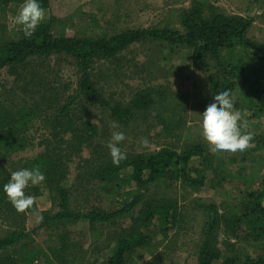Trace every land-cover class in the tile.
Wrapping results in <instances>:
<instances>
[{
	"label": "trees",
	"instance_id": "obj_1",
	"mask_svg": "<svg viewBox=\"0 0 264 264\" xmlns=\"http://www.w3.org/2000/svg\"><path fill=\"white\" fill-rule=\"evenodd\" d=\"M23 3L24 0H0V20H6L9 12L17 15ZM38 3L44 10L50 7V0H38ZM177 19L181 29L165 25L128 29L110 36H88L69 35L71 24L52 17L44 19L31 38L24 37L21 27L14 23L11 38L0 41V71L19 77L31 62L57 57L72 59L79 73L76 88L67 96L48 93L40 82L39 99L26 108L15 110L0 96V219L7 223L0 235V264H34L41 255L45 264H139L135 254L153 242L148 229L156 224L168 236L179 217L178 204L172 197L149 194V187L163 178L168 180L169 187L178 184L184 188L201 186L208 178L219 188L238 181L224 205L199 204L205 223L203 238L192 252L195 264H264V127L258 130L248 127L253 146L241 153H230L229 159L251 166L240 165L238 171L230 173L220 161L221 152L213 154L208 144L195 139L192 126L186 125L184 99L169 104L173 97L179 96L175 92L158 85L138 91L129 101L112 104L94 76L96 63L115 59L140 42L155 41L189 49L193 62L207 74L204 110L214 102V95L229 90L236 98L235 108L250 124L262 120L264 48L248 36L253 18L228 15L208 0H192L191 6ZM88 106L104 108L123 127L137 122L140 116L152 114L165 135L177 138L180 133L176 132L183 130L184 145L164 143L148 154L127 155L126 160L115 166L107 147L101 144L98 125L84 120ZM35 122L50 127L37 143L43 150L33 157L17 158L20 151L34 145L31 130ZM105 130L102 129V136L107 134ZM86 148L90 149L87 157L83 156ZM76 157L79 172L75 183L68 185L69 163ZM36 167L45 177L43 182L51 193L52 205L51 209L39 212L42 221L27 229V211L17 212L3 186L12 172ZM250 168L261 177L257 183L246 176V169ZM86 186H107L117 197L108 208L74 204V191ZM32 188L37 190L30 184L25 189L27 195ZM123 216H129L126 227H121L118 221ZM83 221L87 224L85 249L71 238L75 233L69 229L70 225ZM57 224L65 228L55 235L48 251L34 249L23 241ZM108 228L112 231H107ZM221 230L227 236L224 244L219 241ZM111 234L115 237L111 238ZM102 239L107 242L104 246ZM15 245L21 248L14 253H3ZM238 245L242 250H237ZM246 245L254 248L255 256L245 253ZM104 249L110 252L101 254Z\"/></svg>",
	"mask_w": 264,
	"mask_h": 264
},
{
	"label": "rangeland",
	"instance_id": "obj_2",
	"mask_svg": "<svg viewBox=\"0 0 264 264\" xmlns=\"http://www.w3.org/2000/svg\"><path fill=\"white\" fill-rule=\"evenodd\" d=\"M208 1L215 3L221 11L228 15L252 17L254 21L248 36L264 48V0ZM191 3L192 0H50V7L45 9V19L56 17L69 22L71 24L68 28L69 35L86 33L88 36H110L128 29L159 28L165 25L181 29L177 17L184 9L189 8ZM18 10L19 7L17 12ZM15 16L14 13L9 12L6 20H0V41L11 38V28L14 25ZM76 23L78 24L73 26ZM20 71L21 69L18 70V72ZM95 74L100 90L112 104L129 101L138 91L143 89L158 85L166 86L179 95L173 97L172 102L169 104L184 99V102L187 103V112H184L186 125L192 126L196 140L208 144L202 135V114L205 111L202 104H204V98L208 91L207 74L193 62L189 49L174 48L155 41L140 42L129 46L125 52L115 59L96 63L94 76ZM78 79L79 73L72 59H58L57 57L39 59L31 62L28 69L21 71L19 77L16 74H9L6 70H1L0 96L5 99L7 105L13 106L15 110L26 108L32 106L39 99L40 94L37 91L42 92V87L38 86L40 82L46 86L48 93H56V97H62L73 93ZM55 88H57L56 91ZM89 108L88 106L84 120L98 125L101 144L107 147L109 155L108 144L114 131H121L125 134L126 139L118 147L126 155L148 154L164 143L178 144L180 147L184 145V138L181 137L183 130L176 132L180 133L178 134L180 137L177 138L173 135H165L162 126L157 124L152 114L147 115V117L140 116L137 122L123 127L112 120L109 117V112L104 111V108ZM168 110H171L170 106ZM113 124L117 127L113 128ZM35 125V128L31 130L34 136L32 140L34 145L20 151L16 156L17 158L33 157L43 150V146L37 143L42 140L43 134H46L50 127L37 122H35ZM262 126L264 127V118L249 123V128L252 130L261 129ZM102 129H106L107 134L105 133L102 136ZM176 133L175 135H177ZM142 138L148 139V147L141 145ZM230 153L221 152L220 160L230 173L232 170L238 171L240 165L251 166V164H243L241 161H231L229 159ZM89 155L90 149L86 148L83 151V156L87 157ZM78 160V157H76L69 163V174L66 181L68 185L75 183L76 175L79 172ZM250 170L246 169V176L252 177L257 183L261 177L254 169L250 168ZM116 180L118 181V178ZM237 182H230L225 187L219 188L216 183L208 178L201 186L184 188L178 184L169 187L167 186L168 180L163 178L151 185L149 194L152 193L156 197L168 195L167 198L172 197L177 202L179 217L175 224L176 227L169 230L168 236H164L160 231V227L156 224L148 229L149 234L153 237V242L138 250L135 254L139 264H195L196 258L192 252L197 242L203 238L202 229L205 223L204 212L199 204L217 203L221 206L224 205L223 203L228 200L231 193H234ZM32 186L36 187L37 190L34 191L33 188L28 190V195L34 196L36 202L33 210L30 209L26 213L25 225L27 229L36 226L40 222L38 219L39 212L51 209L52 205L51 193L44 182ZM110 190L107 186L105 188L102 186L79 188L73 194L74 204H83L87 207L101 205V207L108 208L112 206L117 197V193L113 194ZM128 217L119 218L118 221L121 227L127 226ZM86 225L83 221L69 226V229H72L75 233L71 235V238L73 237L75 241H78L80 247L84 249L88 246V241L84 236L87 230ZM6 228L7 223L2 222L0 219V235ZM64 228L62 224L53 225L37 234L25 237L23 241L34 249L48 251V247H51L54 242L55 235ZM66 228L68 229L67 226ZM107 231H112V229L108 228ZM114 237L111 234V238ZM226 237L221 230L219 241L224 244L223 241L226 240ZM230 239L231 241H244L242 239ZM101 241H103L102 246L107 244L104 239ZM20 248L21 245H15L3 253H14ZM236 248H238V251L242 250L239 245ZM244 249L245 253L255 256L253 247L246 245ZM91 251L92 248L89 252L90 256H92ZM109 252L110 249H104L101 254ZM34 264H45L43 255L37 257Z\"/></svg>",
	"mask_w": 264,
	"mask_h": 264
},
{
	"label": "clouds",
	"instance_id": "obj_3",
	"mask_svg": "<svg viewBox=\"0 0 264 264\" xmlns=\"http://www.w3.org/2000/svg\"><path fill=\"white\" fill-rule=\"evenodd\" d=\"M45 19V10L38 0H24L14 18V23L21 27L24 37L31 38L40 23ZM236 98L229 90L214 95V102L210 103L203 112L202 135L210 146L213 154L219 152H243L253 146V135L248 131L249 122L242 112L235 108ZM113 128L117 127L115 124ZM126 139L121 131H114L108 144L112 162L115 166L127 159L125 152L118 145ZM143 147L149 146L147 138L140 141ZM45 179L39 167L21 169L10 174V180L3 186L9 201L17 212L24 213L34 208L35 197L27 195L25 189L29 185H38ZM40 221L43 216H38Z\"/></svg>",
	"mask_w": 264,
	"mask_h": 264
}]
</instances>
